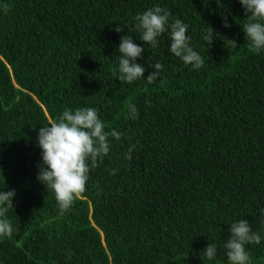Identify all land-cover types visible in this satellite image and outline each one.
<instances>
[{
	"label": "trees",
	"instance_id": "1",
	"mask_svg": "<svg viewBox=\"0 0 264 264\" xmlns=\"http://www.w3.org/2000/svg\"><path fill=\"white\" fill-rule=\"evenodd\" d=\"M155 6L188 24L203 67L169 52L170 29L156 48L140 39L135 17ZM246 22L239 0H0V191L16 193L0 264H229L231 223L264 236V51H249ZM125 35L145 48L131 84L113 76ZM81 107L124 135L61 215L37 179L38 132ZM209 243L212 261L200 256ZM246 247L264 264V239Z\"/></svg>",
	"mask_w": 264,
	"mask_h": 264
},
{
	"label": "clouds",
	"instance_id": "2",
	"mask_svg": "<svg viewBox=\"0 0 264 264\" xmlns=\"http://www.w3.org/2000/svg\"><path fill=\"white\" fill-rule=\"evenodd\" d=\"M244 8L248 22L242 25L246 40L249 41V51L260 53L264 51V0H239ZM171 13L165 8L155 6L149 8L135 17L136 30L140 33V39L152 48L158 46V37L170 29L169 52L180 58L186 65L194 69L204 66V59L199 52L190 46L191 37L187 35L188 24L180 19H174L170 23ZM224 27L231 25L225 18ZM124 29L118 26L115 31ZM206 35L202 39L211 44L215 31L207 26ZM233 48L237 47L235 40H229ZM145 51L133 42L132 37H121L118 47V69H113V76L124 84L144 79L145 67L137 63ZM155 69L146 80L155 83L157 78L161 80L163 65L155 62L151 65ZM127 116L130 119L138 117L135 104H127ZM106 124L99 116V111L93 107H81L74 111L65 109L57 120L45 124L39 128L38 146L41 149L42 161L37 165V175L46 187L55 193L60 214L64 215L74 205L75 200L86 190V182L90 179V172L110 151V140H120L124 135L116 130H106ZM134 146L129 147L126 159L131 160ZM116 170H111L115 174ZM15 190L0 191V237H11L15 229L7 218L9 209H13V197ZM264 214V209H261ZM230 237L224 242V249L229 264H252V259L247 249L249 244H259L264 236L253 231L247 219H239L230 224ZM218 248L215 243H209L200 253L201 258L212 261L216 258Z\"/></svg>",
	"mask_w": 264,
	"mask_h": 264
}]
</instances>
